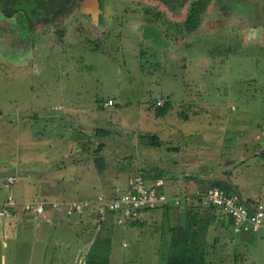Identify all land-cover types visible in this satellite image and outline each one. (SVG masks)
Here are the masks:
<instances>
[{
  "label": "rangeland",
  "instance_id": "rangeland-1",
  "mask_svg": "<svg viewBox=\"0 0 264 264\" xmlns=\"http://www.w3.org/2000/svg\"><path fill=\"white\" fill-rule=\"evenodd\" d=\"M125 26L123 39L102 44L109 56L76 40L72 49L65 45L72 54L58 44L35 65L26 55L0 64V169L18 176L6 192L17 198H94L96 190L123 185L139 170L157 166L165 169L170 192L206 190L213 176H225L242 198L264 205V44L202 33L171 54ZM107 96L114 106L98 107ZM165 101L169 109L158 115L156 105ZM98 127L107 132L95 133ZM141 132L156 133L163 144H140ZM195 159L203 174L193 166L186 172L205 177L190 189L183 184L191 176L178 175ZM189 202L198 207L194 197ZM92 210L66 215L47 204L46 224L24 221L20 207L17 221L11 218L3 228L1 219L9 215L0 208V264H157L170 254L159 215H145L144 224L133 226L116 224L110 214L88 220ZM207 217L205 210L201 221L208 224ZM226 217L216 208L207 225L209 242L217 236L212 264H264V218L261 227L244 233L227 226Z\"/></svg>",
  "mask_w": 264,
  "mask_h": 264
},
{
  "label": "flooded vegetation",
  "instance_id": "flooded-vegetation-1",
  "mask_svg": "<svg viewBox=\"0 0 264 264\" xmlns=\"http://www.w3.org/2000/svg\"><path fill=\"white\" fill-rule=\"evenodd\" d=\"M48 1H51L47 4L50 12L36 16L26 6L17 8L13 0H0L3 12L23 10L31 17L53 16L69 4L54 19L36 24L33 31H21L17 39H9L10 34L5 33L8 30L0 26V64L26 55L31 58L30 65H35L58 44L63 45L62 50L72 54L65 45L72 49L76 40L109 56L111 51L107 52L102 44H107L108 39L112 42L111 38L119 40L124 33H129L123 31L125 24L134 28L137 35L150 39L161 50H168L171 54L184 51L182 44L187 43L192 35L200 36L202 33L219 35L224 32L233 40L264 44V0H96V4L88 7L83 4L85 0H65L55 11H52L53 0ZM194 1L202 8L192 16ZM33 3L34 7H40L36 1ZM140 16L143 21L134 22V18ZM14 28L10 26L8 29L12 32ZM139 50L143 54L146 47L139 45Z\"/></svg>",
  "mask_w": 264,
  "mask_h": 264
},
{
  "label": "built area",
  "instance_id": "built-area-1",
  "mask_svg": "<svg viewBox=\"0 0 264 264\" xmlns=\"http://www.w3.org/2000/svg\"><path fill=\"white\" fill-rule=\"evenodd\" d=\"M104 105L113 104L111 97L103 101ZM16 174L6 176V185H10L16 180ZM197 200V205L202 207L215 206L219 211L231 218V225L234 232H251L263 225L264 205L261 201L254 199L250 204L243 202V199L236 193H228L218 186H212L204 191H195L191 194H183L181 191L166 189L162 178L150 179L141 170L134 176L121 184H115L106 192H99L96 197L75 198L69 200L53 199L47 200L44 197H34L25 201H17L12 194L7 195L1 202V211L8 214L16 205L27 212L45 216V205L53 207L63 206L66 215L79 214L83 211L95 209L101 215L110 212L117 224H125L132 220L141 219L148 208L170 204L189 203L191 197ZM42 214V215H40Z\"/></svg>",
  "mask_w": 264,
  "mask_h": 264
},
{
  "label": "trees",
  "instance_id": "trees-1",
  "mask_svg": "<svg viewBox=\"0 0 264 264\" xmlns=\"http://www.w3.org/2000/svg\"><path fill=\"white\" fill-rule=\"evenodd\" d=\"M35 1H36L37 6H40V7H34L35 4L33 3V0H13V3L16 5L17 8L19 6H26L29 9L30 13H33V14L35 13L36 16L41 15L43 13H49L50 12L49 8L47 7V4H48V2H51V1L34 0V2ZM64 3H65V0H53L52 11L57 10L58 7H60ZM192 6H193V8L191 9V14H192V16H195L199 12V10L202 8V5L199 3L197 4L194 1L192 3ZM190 20L191 19H189V21L187 22L188 26L190 25ZM224 48H225L224 49L225 53L229 54L228 53L230 51L229 47H224ZM169 106H170V104L167 101H165L161 106L156 105V113L158 115L165 114V112L169 109ZM37 114L38 113H35V112L29 113V115H33V116H37ZM40 116H42V115H40ZM106 132H107V130L103 127H98L95 131V133L100 134V135H104ZM138 137H139V143L143 144V145H147V146H151V147H160L163 144V140L154 132H141L138 134ZM254 137H255L254 140L256 139L257 143L259 144V139H260L259 135L255 134ZM103 144H104V142L101 141L100 145L97 147V149H99L100 146H102ZM241 146H244L245 148H247L244 144V141H243ZM176 148H177L176 145L172 146V149H176ZM259 148L264 149V147H262V145L259 146ZM263 149H262L263 152H262L261 156H264V150ZM179 151H180V149H179ZM189 163L185 164V166L181 167L183 169L182 172H183L184 176L188 175V174H186L187 173L186 170L188 167H192V166L197 167L200 164L198 162V159L192 160ZM141 171L146 177L152 178L154 180L157 178H163L165 176V169L163 167H157L156 166L155 168L154 167L152 169L150 168V170L143 168V169H141ZM203 182H205V181H203ZM199 184H201V183H199ZM199 184H198V187L200 186ZM113 186L114 185H110V186H108V188L101 189V191H98L97 193L106 192V191L110 190ZM212 186H218V187L224 189L228 193H236L241 197L239 192L236 191L237 190L236 185H234L231 182V180H229L228 178H225V176L217 177V178L213 176L211 178L210 184L207 186V188L212 187ZM202 191H204V190L202 189ZM192 193H194V192H192ZM195 197H197L196 198L197 200L200 198L199 196H195ZM80 198H90V197H80ZM69 199H75V198L70 196V198H66V199H62V200H69ZM242 199H243V202L246 204H250V202L252 200V199H248V198H242ZM201 207H199V206L195 207L193 205V203L190 204V202L188 204L187 203H181L178 205L168 203V204L163 205V206H159V207H155V208H148L145 210V214H146L148 211H150L152 209L163 208V211L166 214V216L163 217V219L165 220V223H166V232L169 233L170 247L172 249L169 252L170 254H167V256L165 258H163V260L157 264H212V252H213V249L215 248L217 236L214 235L212 237V241L209 242V240L207 238L208 237L207 236V230H208L207 225L212 220H215V209H216V207L212 206V205L207 206V207H203L208 212V217L206 220V222L208 224L201 221V216L203 214V212H202L203 208H201ZM53 208H55V207H53ZM174 208H176L177 211H178V209H180V212L183 213V220L181 222H179L178 220L174 221L172 218L168 217L169 211L174 209ZM90 212H92V213H89V216L96 215L98 217L101 215V213H99V211H97L95 209L90 211ZM106 214L111 215L110 212H107ZM144 215H143V217H144ZM143 217L141 219L132 220L128 223L130 225H133V226L134 225H142L145 223ZM226 219H227V226L231 225V222H232L231 218L229 216H227ZM103 220H105V219H102V218L99 219L98 220L99 224L100 223L103 224ZM220 223L222 224V222H220ZM163 225H161V226H163ZM97 240H98V237H95L94 239H92V241L89 245L87 256L91 255L92 248L95 246V243L97 242ZM180 242L182 243V245H180L181 249H178V248H180L179 247ZM176 249H178V250H176ZM211 250H212V252H211ZM93 257L94 256H91L90 258H93Z\"/></svg>",
  "mask_w": 264,
  "mask_h": 264
},
{
  "label": "crops",
  "instance_id": "crops-1",
  "mask_svg": "<svg viewBox=\"0 0 264 264\" xmlns=\"http://www.w3.org/2000/svg\"><path fill=\"white\" fill-rule=\"evenodd\" d=\"M107 97H113V96H107ZM106 98L105 97H103L102 99H100V101H99V103L97 104L98 105V107H100V108H111V106H114V105H104L103 104V101L105 100ZM63 112H64V110H63ZM42 116H48V115H46V114H42ZM200 162V161H199ZM189 168V167H188ZM196 169H197V171H198V174H203L202 172H201V169L202 168H200V166H197L196 167ZM180 171H183V169L181 168L180 169ZM180 171H179V175L178 176H183V172L180 174ZM187 171V170H186ZM11 173H16V172H13V171H7V172H3V171H1V169H0V174H2L3 175V177H2V179H1V182H2V184H0V204H1V202L2 201H4L5 199H6V197H7V195H9V194H11V193H9V192H6V188L8 187V186H10L11 184H13L16 180H14V182L13 183H11L10 185H6V177H5V179H4V175L5 176H7V175H9V174H11ZM186 174H188V173H186ZM191 176V178H189V181L186 183V184H183L184 186L185 185H187V187H189L190 189H194V188H196L197 187V184L198 183H200V182H197L198 180H202V179H204V177H205V175L203 176V178L201 177V179L200 178H195L194 179V176L193 175H191V174H188V175H186V176H183V177H188V176ZM3 179H4V181H3ZM190 179H194L193 181L192 180H190ZM206 181L205 182H207V179H205ZM4 182V183H3ZM34 182H38V181H34ZM192 182H194V185H192L191 183ZM179 186H182V184H179V183H177ZM99 190H96L95 192H93V194H92V196L93 195H96L97 194V192H98ZM42 193H40V195H31V196H24V195H19V198H17V197H15L13 194V197L15 198V199H17V201H19V202H21V201H25V200H29L30 198L32 199V198H34V197H43V195H41ZM44 197L46 198V199H48V196H45L44 195ZM66 198H70V196H65V195H63V196H58V198H54V199H66ZM248 199H252V200H254V199H256V198H250V197H247ZM251 200V201H252ZM197 205V204H196ZM199 207H200V205H198ZM21 206L20 205H17V206H15L8 214H6V216H8L9 215V218H2L1 219V222H2V227L4 228V226H6V225H10L11 224V220L12 219H14V218H16L14 221L16 222L17 221V219H18V209L20 208ZM22 208V207H21ZM60 208H62V209H64L63 208V206H59V207H55V210H57V209H60ZM201 208H203V207H201ZM157 210H158V212H157ZM204 211H205V208H203V210H202V212L204 213ZM2 212V211H1ZM55 212V211H54ZM2 214H5V213H3L2 212ZM89 214V213H88ZM146 217L147 216H149V215H159V217L162 219V220H164L163 219V217H165L166 216V214L164 213V211H163V208H156V209H152V210H150V211H148L146 214ZM145 215H144V217H145ZM23 216H24V221H26V222H29V221H33L34 219H37V220H39L40 221V223H46V224H48L49 223V221L50 220H48V218H47V216H48V213H47V215H45L44 217H42V216H39V215H36V214H34L33 212H27V211H24L23 212ZM77 216H75V218H76ZM88 218L89 217H95V216H93V215H91V216H87ZM168 217H170V218H172L174 221L175 220H178L179 222H181L182 220H183V213L182 212H180V209H178V211H177V209L176 208H174V209H172V210H170L169 211V216ZM12 218V219H11ZM68 220H70V221H75V220H71L70 219V217H68ZM88 220H90V218L88 219ZM172 220V221H173ZM244 233H248V232H244ZM207 236H208V230H207ZM212 241V240H211ZM182 242V241H181ZM179 243V247H180V245H182V243ZM170 242L168 241V245L170 246V244H169ZM167 244V243H166Z\"/></svg>",
  "mask_w": 264,
  "mask_h": 264
},
{
  "label": "water",
  "instance_id": "water-1",
  "mask_svg": "<svg viewBox=\"0 0 264 264\" xmlns=\"http://www.w3.org/2000/svg\"><path fill=\"white\" fill-rule=\"evenodd\" d=\"M85 6H93L96 4V0H85L83 2ZM66 7H69V4L60 8L53 16H41V17H31L23 10L14 12V13H6L0 9V26H4L6 35H9V39L16 38L21 31L31 32L34 30L36 24L41 22L54 19L60 12L65 11ZM14 26L15 31L10 32L9 27ZM64 112H70V110H64Z\"/></svg>",
  "mask_w": 264,
  "mask_h": 264
}]
</instances>
